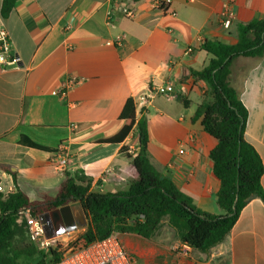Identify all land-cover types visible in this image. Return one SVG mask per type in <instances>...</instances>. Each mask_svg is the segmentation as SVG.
<instances>
[{
  "label": "crops",
  "instance_id": "crops-1",
  "mask_svg": "<svg viewBox=\"0 0 264 264\" xmlns=\"http://www.w3.org/2000/svg\"><path fill=\"white\" fill-rule=\"evenodd\" d=\"M153 1L17 0L4 17L0 0V27L8 30L20 57L19 68L0 73V181L5 188L13 186L39 201L55 197L68 175L83 171L92 178L94 193L128 190L134 175L128 149L138 145L137 130L120 144L99 140L122 129L121 112L133 98L137 118L147 116L151 163L197 208L224 213L217 205L221 184L210 158L217 141L195 118L198 107L213 96L209 84L195 81L191 71L203 70L213 58L201 48L205 41L235 45L239 24L264 19V0H161L164 9ZM227 9L234 18L226 28ZM118 37L122 46L113 45ZM70 78L77 84L69 86ZM229 81L248 110L245 139L264 165V57L237 58ZM167 85L175 97L140 104L151 90ZM62 91L64 98L55 94ZM62 144L71 157L67 170L56 173L49 160ZM62 209L43 216L47 231L82 237L87 230L76 231L85 218L82 207L73 203ZM120 235L136 258L146 259L141 245L181 243L166 236ZM192 252L201 258L191 259L194 264H264V202L252 199L222 243Z\"/></svg>",
  "mask_w": 264,
  "mask_h": 264
},
{
  "label": "trees",
  "instance_id": "trees-1",
  "mask_svg": "<svg viewBox=\"0 0 264 264\" xmlns=\"http://www.w3.org/2000/svg\"><path fill=\"white\" fill-rule=\"evenodd\" d=\"M16 1L4 0V17L11 13ZM238 37L235 45L205 41L201 48L213 58L203 70L191 71L195 81L209 84L213 96L212 102L204 101L198 107L195 118L201 119L204 131L217 141L210 158L221 184L216 201L223 214L214 215L197 208L191 197L151 163L147 116L143 113L138 119L135 101L129 98L120 115L124 122L122 129L99 140L103 144H120L137 130L139 150L131 164L134 175L128 190L94 193L92 178L77 171L66 177L55 197L32 201L19 189L7 196L0 194V264H19L22 257L39 254L43 258L38 264H56L59 258L55 253L46 255L31 242L27 223L18 221L19 214L30 209L33 215L40 216L73 203L82 207L88 220L82 237L89 243L104 240L113 232L151 240L165 217L178 228L181 244L195 251L207 252L222 243L252 199L264 202V165L256 149L245 139L248 110L229 81L237 58L264 57V19L239 24Z\"/></svg>",
  "mask_w": 264,
  "mask_h": 264
},
{
  "label": "built area",
  "instance_id": "built-area-1",
  "mask_svg": "<svg viewBox=\"0 0 264 264\" xmlns=\"http://www.w3.org/2000/svg\"><path fill=\"white\" fill-rule=\"evenodd\" d=\"M155 8H165V2L154 0ZM128 17H133L132 11H125ZM110 16V15H109ZM224 27H229L231 20L234 18L230 9L224 13ZM110 44V43H109ZM122 46V38L118 37L115 44ZM192 49H188L187 53H191ZM20 66V57L14 50L12 40L6 28L0 27V73L17 69ZM77 80L70 78L68 85L77 84ZM56 95L64 98L66 91L55 92ZM157 96H165L167 98L175 97L172 85H167L163 89L151 90L150 93L140 101L141 105H147ZM129 153L135 156L138 153V145H129ZM183 152V151H181ZM71 157V152L66 145H60L56 152L52 154L49 160L50 167L56 173H64L67 170ZM13 186L5 188L3 182L0 181V194L7 196L14 193ZM43 216H35L30 209H25L19 214V222L26 221L28 235L35 247L44 254L55 253L59 260L56 264H157V263H140L137 258L127 251L118 232H113L108 238L95 242H87L83 237L67 238L63 235H50L43 222ZM182 245L186 253H191L192 248ZM176 260L171 263L163 264H194L191 258L183 252H178ZM203 264H211L210 262Z\"/></svg>",
  "mask_w": 264,
  "mask_h": 264
},
{
  "label": "rangeland",
  "instance_id": "rangeland-1",
  "mask_svg": "<svg viewBox=\"0 0 264 264\" xmlns=\"http://www.w3.org/2000/svg\"><path fill=\"white\" fill-rule=\"evenodd\" d=\"M87 228H88V220L85 217L83 220V224L79 225L76 231L81 232L83 229L87 230ZM163 236H166L168 239H172L173 241L179 239V230L176 226H174L170 222L169 217L164 218L162 224L155 232L154 240H159ZM140 248L143 251L144 255L146 256V259L137 257L139 262L141 263H153V262L157 264L170 263L174 260L175 257L179 256L178 252L185 253L194 261H201V258L195 252L186 253L183 250L181 243H147V247H145V245H141ZM153 254L160 256L154 258ZM42 258L43 257L40 254L31 258L22 257L19 260V264H38L42 260ZM169 258L171 260H169Z\"/></svg>",
  "mask_w": 264,
  "mask_h": 264
},
{
  "label": "water",
  "instance_id": "water-1",
  "mask_svg": "<svg viewBox=\"0 0 264 264\" xmlns=\"http://www.w3.org/2000/svg\"><path fill=\"white\" fill-rule=\"evenodd\" d=\"M63 210H65V209H62V210L56 209V210L50 211V212H48L46 214H43V215L45 216L44 218L46 219L49 215H51V214H58L59 212H62Z\"/></svg>",
  "mask_w": 264,
  "mask_h": 264
}]
</instances>
